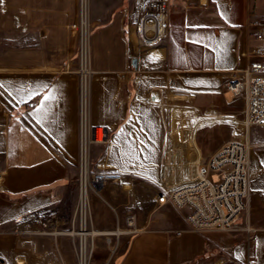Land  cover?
Listing matches in <instances>:
<instances>
[{"label":"crops","instance_id":"1","mask_svg":"<svg viewBox=\"0 0 264 264\" xmlns=\"http://www.w3.org/2000/svg\"><path fill=\"white\" fill-rule=\"evenodd\" d=\"M145 2L90 0V123L109 131L92 161L96 172L120 176L90 196L93 264H264V126L231 135L227 123H242L244 102L226 88L264 64L254 53L264 50V36L256 39L264 0H170L164 47L137 57L130 24ZM77 17L78 0H0L7 264H76L65 232L77 200ZM217 126L229 134L217 138ZM241 138L250 145L249 198L232 231H194L188 209L159 204L161 192L192 181L198 164ZM114 230L123 233H106Z\"/></svg>","mask_w":264,"mask_h":264},{"label":"built area","instance_id":"2","mask_svg":"<svg viewBox=\"0 0 264 264\" xmlns=\"http://www.w3.org/2000/svg\"><path fill=\"white\" fill-rule=\"evenodd\" d=\"M170 0H146L130 24L137 57L164 47L169 35ZM132 18V14H129ZM257 24V23H255ZM74 28L78 34V174L77 200L70 229L65 232L73 240L76 264H90L99 232L93 228L90 196L101 187L116 182L120 176L95 171L92 147L105 145L109 131L90 123V0H78V17ZM262 28L256 36L261 41ZM255 54L264 53L255 49ZM264 64L251 63L226 88L233 97H242L244 120L241 124L264 126ZM249 150L242 139L223 144L210 158L196 167L192 181L172 186L159 194L158 202L176 210L188 209L187 222L192 230L232 231L247 208L249 198ZM218 174V179L214 175ZM128 232L134 229V216L127 219ZM252 240L256 231L247 228ZM123 233V231L121 232ZM0 264H7L0 257ZM250 264H255L251 262Z\"/></svg>","mask_w":264,"mask_h":264},{"label":"rangeland","instance_id":"3","mask_svg":"<svg viewBox=\"0 0 264 264\" xmlns=\"http://www.w3.org/2000/svg\"><path fill=\"white\" fill-rule=\"evenodd\" d=\"M244 120V119H243ZM243 122V121H242ZM228 125H229V127H231V132H230V134L231 135H234V133H235V131L236 130H239L240 132H242V134L241 135H244L245 134V131H246V128L244 127V125L243 124H237V123H235V122H233V121H229L228 123H227ZM217 131H216V133H215V135H216V137L217 138H219L220 136H225V135H227V134H229V133H227V132H224V131H222L221 129L219 130V126H217L216 128H215ZM210 139V138H209ZM242 139V138H241ZM240 140V139H239ZM188 182V181H187ZM183 183H185V181L184 182H182L181 184H183ZM176 186V185H175ZM110 232H117V233H119V234H121V230L120 231H118V230H114V231H110ZM93 260H94V253H93V255H92V259H91V263L90 264H93Z\"/></svg>","mask_w":264,"mask_h":264},{"label":"water","instance_id":"4","mask_svg":"<svg viewBox=\"0 0 264 264\" xmlns=\"http://www.w3.org/2000/svg\"><path fill=\"white\" fill-rule=\"evenodd\" d=\"M137 62H138L137 59H133L132 62H131L132 66L134 68H137Z\"/></svg>","mask_w":264,"mask_h":264},{"label":"bare ground","instance_id":"5","mask_svg":"<svg viewBox=\"0 0 264 264\" xmlns=\"http://www.w3.org/2000/svg\"><path fill=\"white\" fill-rule=\"evenodd\" d=\"M107 234H109V235H118L119 233H117V232H106ZM104 235H106V234H104Z\"/></svg>","mask_w":264,"mask_h":264}]
</instances>
